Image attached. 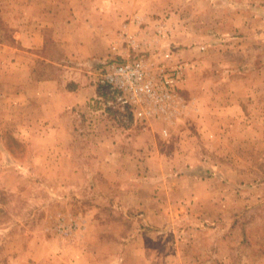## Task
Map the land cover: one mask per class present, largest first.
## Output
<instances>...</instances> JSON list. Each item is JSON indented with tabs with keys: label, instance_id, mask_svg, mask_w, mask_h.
<instances>
[{
	"label": "rangeland",
	"instance_id": "obj_1",
	"mask_svg": "<svg viewBox=\"0 0 264 264\" xmlns=\"http://www.w3.org/2000/svg\"><path fill=\"white\" fill-rule=\"evenodd\" d=\"M110 59L179 72L170 107L97 100ZM76 74L96 95L55 113ZM0 264H264V0H0Z\"/></svg>",
	"mask_w": 264,
	"mask_h": 264
},
{
	"label": "built area",
	"instance_id": "obj_2",
	"mask_svg": "<svg viewBox=\"0 0 264 264\" xmlns=\"http://www.w3.org/2000/svg\"><path fill=\"white\" fill-rule=\"evenodd\" d=\"M142 59H110L102 63L95 84L97 100L110 109L129 112L146 121L170 107L172 90L180 80L177 71L162 69L152 75ZM167 135V131H163Z\"/></svg>",
	"mask_w": 264,
	"mask_h": 264
},
{
	"label": "crops",
	"instance_id": "obj_3",
	"mask_svg": "<svg viewBox=\"0 0 264 264\" xmlns=\"http://www.w3.org/2000/svg\"><path fill=\"white\" fill-rule=\"evenodd\" d=\"M86 25L88 26L87 23H86ZM35 31H36L35 29H27V27L20 26V28H19L18 32H16V36H15L16 40H17L16 44L18 45V48H16V49L21 52V56L23 54H29L30 56H32L29 59L30 64L29 63L23 64L22 61L20 64L17 63L20 66L21 70L23 68L27 69L28 64L30 65V68H28V69H29V73L31 74L32 86L34 84H36L35 78L33 77L34 73H35L33 66L36 62L35 58L37 56L35 53H36V49L40 48L39 37L36 36ZM88 49H90V44L87 41H83V42H80L78 44V50L79 51H77V52L82 53V51L85 52ZM80 56H81V54H80ZM26 62H27V60H26ZM55 64L58 66H60V65L62 66V64H59L56 62H55ZM79 76L80 75L76 74V77H74V76L69 77V79L67 81L69 83L65 84V88L62 89V91L54 88V86L57 85L56 82L50 83L51 87H52L51 90H53V91H52V93L50 92V94H47V96H50V98L53 99L54 102L56 101L59 103L57 105H54V107H53L55 113L62 114L64 116L70 115L74 108H78V107L83 108L84 106H86L88 104V102L92 99V97H94L96 95V86L91 85V83H89V81L87 79H86V81L84 80L85 81L84 82ZM40 93H42V92H40ZM66 127L67 126H65V128ZM65 128H64V130H65ZM52 130L54 131L55 127L52 128ZM47 141L51 142V143H49L50 145L60 144V142H62L63 146H69L72 144V140L67 139V138H64L61 141L59 139H52V140L49 139ZM110 143L113 144L112 141H110ZM71 156H72V152H70L69 150H66V154L64 152V155H63V157H64L63 160L65 161L67 158H69ZM78 173L81 174L82 170L79 169ZM148 175L150 176L149 172H148ZM162 190H163V187L161 188L159 193H157L158 197H156L157 196L156 195L155 196L156 198H154L153 202L150 205H148V212H150V213L146 212V225H148L150 227L157 228L156 226H159V228H160V227L165 225L166 221H168V220H166V219H168L167 206L162 201L161 195H160V194H164V191H162ZM178 203L181 205V201H179ZM160 232L163 233L162 230Z\"/></svg>",
	"mask_w": 264,
	"mask_h": 264
}]
</instances>
